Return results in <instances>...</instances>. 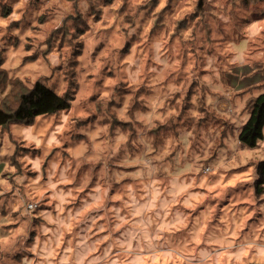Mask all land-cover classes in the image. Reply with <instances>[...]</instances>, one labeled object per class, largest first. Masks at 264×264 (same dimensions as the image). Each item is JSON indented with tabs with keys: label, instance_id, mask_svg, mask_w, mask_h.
Here are the masks:
<instances>
[{
	"label": "clouds",
	"instance_id": "obj_1",
	"mask_svg": "<svg viewBox=\"0 0 264 264\" xmlns=\"http://www.w3.org/2000/svg\"><path fill=\"white\" fill-rule=\"evenodd\" d=\"M0 264H264V0H0Z\"/></svg>",
	"mask_w": 264,
	"mask_h": 264
}]
</instances>
